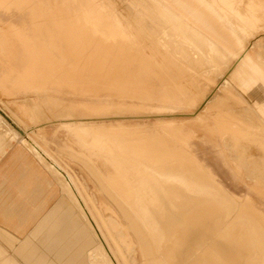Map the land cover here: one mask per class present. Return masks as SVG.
<instances>
[{"label":"bare ground","instance_id":"obj_1","mask_svg":"<svg viewBox=\"0 0 264 264\" xmlns=\"http://www.w3.org/2000/svg\"><path fill=\"white\" fill-rule=\"evenodd\" d=\"M36 2H38L37 5L31 0V5L25 8L29 10L31 17L28 30L34 36L22 34L29 61L34 63V67L31 68L33 72L30 74L33 80L37 78L33 82L32 91H36L35 88L38 86H53L51 81L81 86L89 92L104 90L105 82L129 81L134 90L128 96L150 99L153 95L165 94L164 91L157 90V87L167 83L163 77V74L167 72L164 66L167 65H163V62L159 64L160 60L156 58L159 62L151 63L150 59L143 54L145 51L141 50L149 47L150 44L140 43L138 38L131 37L110 23L104 13L96 7L95 0H38ZM225 40H227L226 37ZM190 51L193 53L192 49ZM100 54L102 56L98 58ZM42 62L50 63L54 67L49 72L45 71L46 73L37 75ZM103 62H106L108 68V71L103 74L101 71L74 72L80 70L86 63H91L94 67ZM143 63L148 64L150 69H146ZM114 66L118 68L113 69ZM181 66L184 68L183 65ZM242 66L243 69L248 67L244 60ZM246 72L253 90L264 93L261 80L255 78L250 72ZM166 74L168 75L169 72ZM194 81L195 79L192 78L193 84H195ZM225 83L230 85L229 81L225 80ZM175 86H178V83ZM178 87L181 88H178L181 92V85ZM187 90L190 91V89ZM108 91L102 92L101 95H112ZM121 96H127V94ZM44 102L47 104L46 107L56 114L71 111L80 115L94 116L113 114L127 108L134 113L144 109L122 103L112 105L104 102L100 104L57 103L51 98ZM247 108L251 109L249 104ZM39 109L37 104L26 109L33 125L26 126L21 132L16 130L22 137H27L28 132L36 133L35 130L38 128L35 125L36 112ZM162 124L163 132L157 129L154 132H148L140 126L128 127L118 124L98 127L96 130L87 126L86 121L79 122L73 119L61 122V126L76 138L81 148L80 151L74 152L68 146L69 154L80 157L91 171L98 175L102 188L116 205L121 214L120 218L122 217L125 221L121 222L119 217H113L108 224L116 237L117 241H114V244L124 262L131 264L134 261L131 254L138 246L143 259L142 264H264V213L256 209L249 199L240 200L228 194L215 174L191 152L187 139L180 132V127L178 128L170 121ZM31 144L41 152L56 171L65 177L78 196L79 190L73 185L71 176L41 145L33 139ZM92 156L102 158L111 171L103 173L99 170L89 159ZM82 202L83 213L93 235L89 250L103 243L104 251H93L96 254L95 257L102 258L105 264L107 250L112 264H119L109 246L104 242L98 223ZM65 204L67 203L63 202V205ZM68 206L77 212V204ZM68 209L67 207L66 210ZM57 214L60 215V213ZM72 214L70 215L73 216ZM74 218L77 219V217ZM42 222H44L43 219ZM131 231L136 240L132 237ZM88 232H86L87 235L84 234L88 236ZM85 251L87 252V249ZM66 252L67 250L64 253ZM48 255L46 263L43 264H77L71 256L62 260L60 256L49 259Z\"/></svg>","mask_w":264,"mask_h":264},{"label":"rangeland","instance_id":"obj_2","mask_svg":"<svg viewBox=\"0 0 264 264\" xmlns=\"http://www.w3.org/2000/svg\"><path fill=\"white\" fill-rule=\"evenodd\" d=\"M12 2L13 0H0V111L8 117L5 118L4 115L0 117V132L8 144H24L45 164L46 170H49L61 183L62 196L69 197L68 201L72 206L78 205L77 212L80 216L82 215L90 229L83 213L81 205L83 201L85 209L98 223L104 242L109 246L119 264L126 263L116 249L114 241L117 240L108 224L113 217H119L121 222L125 221L122 217L120 218L119 210L102 188L98 175L93 173L80 157L69 154L68 146L74 152L80 151L81 148L76 138L61 126V122L73 119L79 122L86 121L87 126L96 130L98 127L118 124L128 127L140 126L148 132H154L156 129L161 132L162 123L173 122L178 128L180 127V132L187 139L191 152L215 174L228 194L240 200L249 199L256 209L264 213V97L253 90L248 82L246 72L248 70L243 69L242 63L237 64L233 56L223 54L196 28L183 23L181 17L162 5L160 0H99L101 7L120 29L138 38L140 43L150 44L149 47L141 50L145 51L146 54L144 52L143 54L150 59L151 63L153 61L157 63L159 62L157 60H160L159 64L163 62V65H167L164 69L169 74L167 75V72L163 74L167 83L157 87V90L160 89L165 94L153 95L150 99L128 96L134 90L129 81L105 82L106 88L95 92H89L81 86L51 81L53 86H38L36 87L38 89L35 88L36 91H32L33 82L37 80V78L33 80L30 74L33 72L31 68L34 67V63L29 61L28 50L24 47L25 40L20 30V22L10 19L11 15H20ZM218 2L219 0H211V3L215 4L213 10L223 11L232 18L230 12H225L223 8L217 6ZM247 3L253 6V26L246 24L245 31L236 18L233 19L235 23L232 26L241 33L243 43L247 44L249 56L264 73V0H244L240 7L242 13L248 11V7L245 11ZM182 46L184 49L180 48ZM101 56L102 54L98 58ZM105 63L94 65V67L91 63H86L80 70L74 72L101 71L103 74L108 71ZM142 65L150 69L148 64ZM40 66L37 75L45 71L49 72L54 67L45 62H42ZM116 68L118 67H113V69ZM192 78L195 79V84ZM181 80L186 85L183 86ZM225 80L229 81L231 86L226 84ZM176 83L178 86L181 85V92L178 90L179 87L175 86ZM107 90L112 95H101ZM122 94L127 96H121ZM239 95L251 109L247 108V104ZM48 98L57 103L100 104L104 102L110 105L122 103L144 109L134 113L127 108L113 114L94 116L80 115L71 111L56 114L46 107L47 104L44 101ZM34 104L40 107L36 112L37 134L27 131L28 136L22 137L16 130H24L26 126L33 125L26 109ZM32 139L71 176L73 185L79 190L78 196L65 177L45 160L40 151L33 147ZM6 149L8 150L9 147L7 146ZM89 159L103 173L110 170L102 158L92 156ZM131 235L136 240L132 231ZM102 244L88 251L83 264L103 263L102 258L95 257V252L104 251ZM51 248L55 247L48 245L47 251ZM106 253L105 264H112L107 250ZM131 256L134 259L131 264L143 263L138 246L135 247V252Z\"/></svg>","mask_w":264,"mask_h":264},{"label":"crops","instance_id":"obj_3","mask_svg":"<svg viewBox=\"0 0 264 264\" xmlns=\"http://www.w3.org/2000/svg\"><path fill=\"white\" fill-rule=\"evenodd\" d=\"M30 1L13 0L12 3L15 9L20 12V15H11L10 18L11 21L20 22V30L26 36H34L28 30L31 17L29 10L25 9L31 5ZM36 1L38 0H32L37 5L38 2ZM160 1L165 7L175 11L181 17L183 23L196 28L223 54L233 56L235 63L240 64L244 60L246 66H248V72L261 80L264 86L263 71L258 69L256 63L249 56L247 44L243 43L241 33L232 26L235 23L234 18L240 21L241 27L245 31L246 24L253 26L254 17L251 3L250 5L247 3L248 5L245 6V11H247V7L248 11L242 13L240 7L244 0H219L217 6L223 8L225 12H230L232 15V18H230L223 11L216 12L213 10L215 4H212L211 0ZM95 2L96 7L104 13L110 23L118 27L101 7L99 0H95ZM27 21H29L28 24ZM124 32L129 34L126 31ZM36 36L42 39L39 35ZM225 37L228 41L225 40ZM220 38L226 42L219 40ZM257 93L264 97L262 92L258 91ZM7 146L9 147L8 150L6 149ZM46 169L45 164L33 152L29 151L24 144L10 145L0 132V264H43L47 254H49V259L55 255L60 256L62 260L71 256L77 264H83L86 258L85 255H87L92 245V232L84 219L68 206L70 204L68 198L66 196H63L64 199L62 198L61 183ZM46 171H48V174H46ZM63 202L67 204L63 205ZM63 206L68 207L70 213ZM70 208L76 213L72 214L74 212ZM55 209L56 211H54ZM70 214L77 217V219ZM59 216H62V218ZM42 219L46 224L42 222ZM71 219L75 220L71 222ZM86 232H88V236H86ZM48 239L52 240L48 241ZM18 242L20 243L19 246H17ZM12 245L16 246L14 252L11 249ZM48 245H53L55 248L47 251ZM69 246L70 248H68ZM84 247L85 249H83ZM66 250L67 252L64 253Z\"/></svg>","mask_w":264,"mask_h":264},{"label":"water","instance_id":"obj_4","mask_svg":"<svg viewBox=\"0 0 264 264\" xmlns=\"http://www.w3.org/2000/svg\"><path fill=\"white\" fill-rule=\"evenodd\" d=\"M0 114H1L2 116L4 115L1 111H0ZM4 116H5V118H8L6 115H4ZM4 116H3V117H4ZM19 132H21V130H19ZM24 240H25V239H24ZM16 242H17V241H16ZM19 244H20V243L18 242V245H17V246H19ZM15 247H16V246H14V245L11 246L12 252H14Z\"/></svg>","mask_w":264,"mask_h":264}]
</instances>
